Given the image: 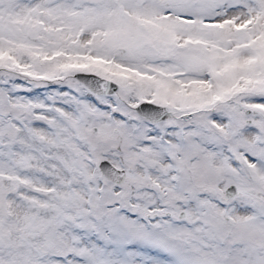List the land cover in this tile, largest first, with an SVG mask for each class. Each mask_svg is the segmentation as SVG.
Segmentation results:
<instances>
[{
    "label": "snow or ice",
    "instance_id": "obj_1",
    "mask_svg": "<svg viewBox=\"0 0 264 264\" xmlns=\"http://www.w3.org/2000/svg\"><path fill=\"white\" fill-rule=\"evenodd\" d=\"M0 264H264V0H0Z\"/></svg>",
    "mask_w": 264,
    "mask_h": 264
}]
</instances>
